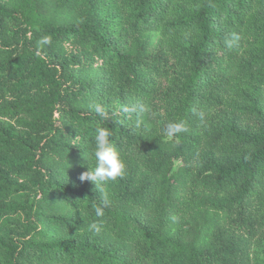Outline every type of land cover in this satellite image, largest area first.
I'll return each instance as SVG.
<instances>
[{"label":"trees","instance_id":"1","mask_svg":"<svg viewBox=\"0 0 264 264\" xmlns=\"http://www.w3.org/2000/svg\"><path fill=\"white\" fill-rule=\"evenodd\" d=\"M0 264H264V0H0Z\"/></svg>","mask_w":264,"mask_h":264},{"label":"clouds","instance_id":"2","mask_svg":"<svg viewBox=\"0 0 264 264\" xmlns=\"http://www.w3.org/2000/svg\"><path fill=\"white\" fill-rule=\"evenodd\" d=\"M44 42H47L45 39ZM96 111L103 115L102 110L97 107ZM170 132H180L186 129L181 124H174L169 126ZM111 133L107 128H97L94 136L93 156L95 158V167L88 170L81 176L82 180H89L95 188L101 192L102 205L107 207L109 205V198L104 192L103 186L109 181H115L122 178L125 174L126 165L121 158L119 151L113 146ZM97 214H101V209L97 208Z\"/></svg>","mask_w":264,"mask_h":264}]
</instances>
